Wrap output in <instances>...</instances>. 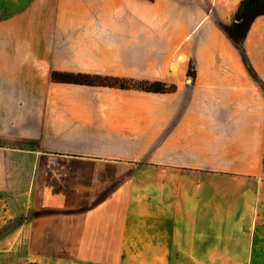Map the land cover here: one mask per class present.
<instances>
[{
  "label": "crops",
  "instance_id": "crops-1",
  "mask_svg": "<svg viewBox=\"0 0 264 264\" xmlns=\"http://www.w3.org/2000/svg\"><path fill=\"white\" fill-rule=\"evenodd\" d=\"M241 1L0 0V264H264V11L243 30Z\"/></svg>",
  "mask_w": 264,
  "mask_h": 264
},
{
  "label": "trees",
  "instance_id": "trees-1",
  "mask_svg": "<svg viewBox=\"0 0 264 264\" xmlns=\"http://www.w3.org/2000/svg\"><path fill=\"white\" fill-rule=\"evenodd\" d=\"M264 11V0H242L239 6V14L241 20L244 21L242 29L244 30L250 19L256 14ZM53 78L60 80H74L83 83L100 82L108 85H114L121 88H138L152 92H163L171 90L172 87H166L165 83L159 81H132L116 77H98L85 75H70V74H53Z\"/></svg>",
  "mask_w": 264,
  "mask_h": 264
},
{
  "label": "rangeland",
  "instance_id": "rangeland-1",
  "mask_svg": "<svg viewBox=\"0 0 264 264\" xmlns=\"http://www.w3.org/2000/svg\"><path fill=\"white\" fill-rule=\"evenodd\" d=\"M101 78H102V77H101ZM122 174H124V173H116V178H120V176H121ZM4 232H8V231H0V236H1L2 234H4Z\"/></svg>",
  "mask_w": 264,
  "mask_h": 264
},
{
  "label": "water",
  "instance_id": "water-1",
  "mask_svg": "<svg viewBox=\"0 0 264 264\" xmlns=\"http://www.w3.org/2000/svg\"><path fill=\"white\" fill-rule=\"evenodd\" d=\"M237 20L240 19V15L236 17ZM28 264H35V263H28Z\"/></svg>",
  "mask_w": 264,
  "mask_h": 264
}]
</instances>
